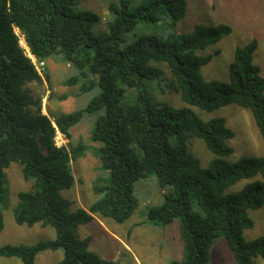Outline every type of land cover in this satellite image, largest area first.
<instances>
[{"label": "trees", "instance_id": "obj_1", "mask_svg": "<svg viewBox=\"0 0 264 264\" xmlns=\"http://www.w3.org/2000/svg\"><path fill=\"white\" fill-rule=\"evenodd\" d=\"M132 4H109V19L97 32L98 15L79 11V0H0V233L6 171L12 164L30 184L17 194L15 224L55 231L53 240L32 246H2L0 257L35 264L42 252L62 251L58 264H112L91 252L90 238H80L77 230L94 216L126 222L138 208L136 182L153 174L167 193L160 205L148 210L147 219L160 226L177 222L182 245L180 259L167 264H208L209 250L220 236L235 264H254L264 258V236L245 240L243 232L253 226L248 212L264 204V157L231 162L228 142L234 133L225 119L205 121L195 110L206 114L230 105L246 110L264 142V76L253 62L256 41L234 49L227 81L206 80L200 70L211 56L198 52L228 35L230 28L195 24L180 41L140 36L127 43L137 25L165 20L176 24L186 10V0ZM15 29L37 61L60 59L84 79L80 93L97 86L99 94L80 110L43 115L40 99L27 88L42 78L19 46ZM156 64L168 69L169 88L178 94L180 106L158 101L145 87L143 82L153 83L154 90L162 91L166 84ZM79 78L72 76L64 84L76 86ZM128 91H136L131 101L126 100ZM85 115H97L91 139L98 144L104 176L92 185L97 199L87 209L73 210L62 192L73 186L71 164L84 156L86 145L78 141L58 147L54 138L59 132L71 140L72 129ZM192 139L202 141L213 155L206 167L190 153ZM249 179L239 191H227ZM192 201L198 213L192 211Z\"/></svg>", "mask_w": 264, "mask_h": 264}, {"label": "rangeland", "instance_id": "obj_2", "mask_svg": "<svg viewBox=\"0 0 264 264\" xmlns=\"http://www.w3.org/2000/svg\"><path fill=\"white\" fill-rule=\"evenodd\" d=\"M115 0H79V11H92L97 14L100 23L96 31L103 30L109 19L108 6ZM149 0H132V6L144 4ZM195 24L214 27L219 24L226 25L231 32L220 40L211 44L204 51L198 52L202 56H211L208 64L201 70V76L206 80L227 81V66L233 58L236 47H243L256 41V50L253 62L259 67L260 74L264 76V0H186L184 18L171 24L168 20L152 23H141L136 26L126 40L131 42L140 36H156L171 42L180 41ZM19 46L26 51L23 35L15 29ZM166 78L162 91L154 90L153 83H146L145 87L155 95L158 101L180 106L178 94L171 88V75L163 64H156ZM42 78L40 84H29L27 88L35 98L41 101L42 114L50 118L60 114L84 108L95 96L99 94L96 86L92 90L80 93V86L84 79L79 78L77 70L60 59H49L45 62L34 61ZM78 77L76 86L68 87L64 82L70 77ZM90 79H95L91 77ZM154 90V92H153ZM126 100L131 101L136 91H128ZM195 112L205 121L222 117L230 128L234 137L228 142L233 154L230 161L240 158L264 157V142L262 141L251 114L235 106H226L212 113ZM97 115H85L81 122L72 129V139L66 140L59 132L55 134V144L58 147L75 144L82 141L86 145L83 157L71 164L73 186L62 195L71 203L73 210L87 209L98 196L94 195L92 185L97 177L104 176L100 168L97 154L98 144L91 139V129ZM190 153L206 167L213 159V155L206 149L204 143L197 139L189 140ZM8 182L6 192V208L3 212L4 226L0 233V247L5 245L32 246L39 241H49L55 238V231L51 227H41L36 224L32 227L18 226L14 221L19 202L17 194L30 187L20 174L17 166L11 165L6 171ZM250 180L237 182L227 190L236 192L243 188ZM165 189L158 186L155 175L140 179L134 187V196L138 201V208L130 219L123 224L104 222L94 216L90 224L81 226L77 230L80 238H90L89 250L98 255L103 261L112 264H167L171 260H179L182 245L178 235V223L160 226L154 225L147 219L150 208L162 203ZM191 209L198 213L194 201ZM248 216L253 221L251 229L243 232L245 240H253L264 236V204L255 211H249ZM63 257L62 251H45L40 253L35 264H58ZM0 264H21L15 258L0 257ZM208 264H235L233 254L229 250L225 239L220 236L209 250ZM254 264H264V258H258Z\"/></svg>", "mask_w": 264, "mask_h": 264}, {"label": "built area", "instance_id": "obj_3", "mask_svg": "<svg viewBox=\"0 0 264 264\" xmlns=\"http://www.w3.org/2000/svg\"><path fill=\"white\" fill-rule=\"evenodd\" d=\"M25 48H26V51L24 52V54L30 60V62L32 63V65L34 66V61L36 59L30 54V52H29L28 48L26 47V45H25ZM34 69L37 72V69L36 68H34ZM37 74L39 75L38 72H37ZM56 133H58V132H56Z\"/></svg>", "mask_w": 264, "mask_h": 264}]
</instances>
